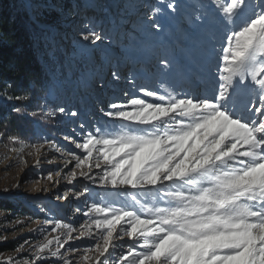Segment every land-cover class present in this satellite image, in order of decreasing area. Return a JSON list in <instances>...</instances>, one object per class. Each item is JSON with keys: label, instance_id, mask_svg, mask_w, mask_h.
Returning <instances> with one entry per match:
<instances>
[{"label": "snow or ice", "instance_id": "1", "mask_svg": "<svg viewBox=\"0 0 264 264\" xmlns=\"http://www.w3.org/2000/svg\"><path fill=\"white\" fill-rule=\"evenodd\" d=\"M212 3L218 15L201 12L192 24L216 53L215 88L195 95L163 84L162 90L141 87V95L109 104L105 115L114 123L85 131L79 141L66 136L82 153H70L68 183L82 178L105 193L83 213L88 219L78 236H72L76 226L57 220L49 234L65 229V239L64 232L45 235L39 245L26 239L16 251L28 245V256L0 264H74L66 253L81 246L93 253L81 257L91 264H264V0ZM160 5L148 17L157 33L179 8L174 0ZM85 27L81 51L106 39ZM157 66L165 74L183 71L168 55ZM112 76L119 79L117 71ZM85 193L91 195L87 185L76 198ZM82 237V245L69 243ZM123 237L131 243H117Z\"/></svg>", "mask_w": 264, "mask_h": 264}, {"label": "rangeland", "instance_id": "2", "mask_svg": "<svg viewBox=\"0 0 264 264\" xmlns=\"http://www.w3.org/2000/svg\"><path fill=\"white\" fill-rule=\"evenodd\" d=\"M21 1L29 8V15L33 22L43 29L44 38L42 39V43L47 55L56 64V69L48 65L51 83L48 84L47 94L45 96L46 100L42 101L46 115L55 121L51 125H49L50 122L48 124H40L37 121L33 122L32 129L36 136L34 142H20L15 147L10 148L0 141V201L6 200L13 205V208H17L16 210H7L3 208V204H0V237H6V239H0V248L4 250L0 252V259L13 257L17 260L29 255L28 245H25L23 250L16 251L21 244H24L26 239L31 245H39L42 242H46L44 241L45 235H47L48 239H53L60 232L65 233V235L61 236V240L65 239L67 233L65 229L49 234V230L57 220L76 226L77 231H74L72 236L73 238L78 236L81 231L79 225L88 219L83 213L93 200L98 199V195H103L106 191L82 178H78L72 184L68 183L69 173L74 169L75 165V161L70 153H82L79 149L75 148L74 144L66 140L65 137L71 136L73 140L79 141L82 136V131L75 130L73 132L71 128L68 131L65 127L68 128L70 125L66 126V124H70L72 121L75 122L78 115H81L85 121H96L97 126L105 123H114L106 115L102 121L98 122V114L103 110L105 113L110 111L111 109L108 106L113 101L121 102L127 100L129 96H136L127 93L131 89L130 85L132 82L129 84L124 83L130 80L125 77L127 74H124L125 78L123 79V83L120 81L121 73L116 70L118 64L115 67V61L111 57L112 55L109 56L110 54L106 50L98 47L95 48V46L97 44H103L118 52L121 51L124 54L125 64L128 67L131 62V57H134V61L137 64L135 68L138 66L143 67V65L150 62L155 63L161 56L168 55L174 59L175 66L184 70L186 66L184 67L183 64H186V61L177 57L178 49H181L183 55L189 58L187 61L188 63L192 62V66L202 65L198 61L201 55L210 58V61L215 60V63H217V58H214L212 55L211 57L207 56L206 53L201 52V50L209 51L210 54L211 45L206 43L205 33L192 24V18L201 12H206L215 18L219 12L212 3V0H174L179 6L178 12L173 14L174 19L166 23V30L157 33L148 27L150 23L148 17L154 15L152 11L154 8L161 6L160 0H79L82 3L80 6L82 10L80 14L78 10L72 13L63 11L59 4L60 0H57L56 3H52L51 0ZM67 3L76 6V0H67ZM92 8L99 9L100 12H97L99 15H94ZM45 10L55 11L57 16L52 19H47L43 15ZM79 19L81 20L77 21ZM71 20H76V23L72 24L73 26L69 25ZM85 25L94 27L98 32L102 31L106 39L98 42L94 46L89 45L87 51H81V44L85 42L82 41L79 34L87 31ZM169 25H172V27H169ZM175 36L179 38H177L179 42L174 39ZM169 38L175 43L177 49L175 48L174 50L173 46L169 44ZM57 39H65V46L63 48L68 49V51L61 50L56 45ZM66 39L71 40V42ZM201 39L205 40V42ZM217 46L219 47V45ZM76 48L80 50L69 52V49ZM200 66H196V68H202ZM210 67L212 69L213 65ZM113 71L119 73V79L112 76ZM212 72H214L213 76H215L216 70ZM154 73H159V71L157 70ZM160 74L165 76V73L162 71ZM100 75H103L104 78H101ZM138 75L137 80L143 76L141 74ZM187 79L188 76L185 75V78H180L176 86L173 85L170 87L187 92L189 90L188 88L179 89L180 84L186 85ZM103 80L112 87V90L117 87V91L122 92L125 98L111 99L110 97H100L102 98L101 107H97L96 104L92 108L93 112L87 111L85 106L86 101H83L85 97L83 93L89 95V98L94 100V97L97 95L89 91L88 88L91 87L92 83ZM205 82L207 81L205 80ZM213 82L215 83V81ZM164 83L166 85L165 87H169V84L165 81ZM201 85L199 84L194 88L195 95H204L205 91H202ZM80 86L83 88L81 89ZM95 86L100 85H94L93 89H90H96ZM140 87L143 86L139 85L137 89ZM156 87L160 88L159 85ZM99 88L101 87L97 89ZM203 90H206V88H203ZM194 92L191 93L194 94ZM141 94L138 93L137 95ZM126 95L128 96L127 98ZM94 102L96 101L94 100ZM60 107L65 108V113L58 111ZM72 111L77 112L78 115L75 117L71 116L69 113ZM51 129H54L56 132L53 134ZM58 133L61 134L60 139H58L59 143L55 139ZM35 146H40L39 153L36 152ZM21 148H23V151H20ZM62 153H64L63 157L66 156L72 163H70L68 172H64L61 177L62 179H58V182H64L67 186L70 185V189H73L72 198L68 202L69 204H76L81 209L83 204V207H85V203H88L83 209L82 215L79 211H77L78 213L71 212L68 215L62 212L54 213L56 209L51 208L52 206L50 204H54V201L64 195L63 187L58 189L57 193L51 199H42V191L46 189V184L50 181L49 176H55L58 170V166L55 167L54 159L62 155ZM38 159L40 161L39 163H37ZM52 163L54 166L51 165ZM76 171L79 173L80 170L77 169ZM85 185L90 189L91 195L85 193V196L77 199L76 193L83 190ZM67 209L68 206L62 211H66ZM86 240L87 237H82L79 240L72 239L69 243L73 246L76 244L82 245V242ZM117 243L126 244L131 243V241L127 237H123ZM80 250L82 253L79 254L80 256L76 261H73L74 264H77V262L79 264H89L91 261H83L81 257L85 254L91 256L93 253L86 251L83 246H81ZM122 250L118 249V251ZM54 259L49 257V261Z\"/></svg>", "mask_w": 264, "mask_h": 264}, {"label": "trees", "instance_id": "3", "mask_svg": "<svg viewBox=\"0 0 264 264\" xmlns=\"http://www.w3.org/2000/svg\"><path fill=\"white\" fill-rule=\"evenodd\" d=\"M57 0H51L56 3ZM63 11L68 13L82 11V3L76 0V6L60 0ZM47 19L57 16L55 11L45 10ZM44 31L37 26L29 15V8L21 0H0V91L9 95L28 97L26 100L9 101L0 95V141L13 148L20 142H34L33 122L51 125L54 119L44 111L47 86L50 84L44 66L56 69V64L47 55L42 39ZM13 107H21L27 111H35L36 117L26 113L18 115ZM47 127V125H46ZM54 134L56 131L51 129ZM52 134V135H53ZM18 138L13 140L12 138ZM3 208L16 210L8 201H0ZM4 251L0 248V252Z\"/></svg>", "mask_w": 264, "mask_h": 264}, {"label": "bare ground", "instance_id": "4", "mask_svg": "<svg viewBox=\"0 0 264 264\" xmlns=\"http://www.w3.org/2000/svg\"><path fill=\"white\" fill-rule=\"evenodd\" d=\"M94 11V15L96 14L99 15V13L97 12H100L99 9H95V8H92ZM93 15V16H94ZM95 18V17H94ZM81 19L77 20V21H80ZM76 23V20H71L69 22V25H72V24H75ZM73 26V25H72ZM184 37V36H183ZM67 41H70L69 39H66ZM203 42H205V40L201 39ZM56 45L58 47H60L61 50H66L68 51V49H64L63 47L65 46V39L61 40V39H57L56 40ZM60 44V45H59ZM170 44L173 46V48H177L175 46V44L173 42L170 41ZM186 45V44H185ZM98 47L102 50H106L111 56L112 58H114V65L116 67V65L118 64V68L116 67V70H118L120 73H121V76H120V81L123 83V79L126 77L128 79H130L129 81H126L124 82L125 84H129L131 83L130 87L131 89L129 91H127L128 94H132V95H137L138 93H140V88L137 89V87H139V85L143 86L144 88H150V89H160L162 90V84L163 86L165 87V83L164 81L169 84V86H176L177 82H179L180 78H185V75L188 76V79L186 80V85H179V89H183V88H188L189 90L187 92H194V88L196 86H198L199 84H202V91H205L204 94H208L211 92V89H214L216 84H217V80L215 79V77L212 75V71L216 69V64L215 63V60L214 61H210L209 59L210 58H206L204 55H201V58L198 60L201 62V66L200 65H196V66H200L202 68H199L197 69L196 66H192V62L188 63L187 59H189L188 57H185L183 55V52H181V49H178V56L179 58L181 59H184L186 61V64H183V66L186 68L179 72V73H176V72H173V73H170V74H165L164 75H161L160 74V68L157 66V61L155 63H148L146 65H143L142 66H138L137 68H135V66H137L136 64V61H134V57H131V62H130V65L129 67L126 66L125 64V58H124V54L120 51H116L112 48H108L106 46H104L103 44H97V46H95V48ZM195 48H197L195 46ZM211 48V47H210ZM218 48V46H217ZM199 50V48H197ZM80 49H69V52H76V51H79ZM167 51V49H166ZM195 51V50H194ZM202 53H206L207 56H210L211 55L214 57V58H217L216 56V53H213L212 50L210 49V54H209V51L206 52L204 50H201ZM105 53V52H104ZM196 59V58H194ZM123 62V66H122V62ZM174 60V59H173ZM178 60V59H177ZM118 61V62H117ZM180 62V61H179ZM215 63V64H214ZM199 64V63H198ZM212 69L210 66H212ZM121 67V68H120ZM128 67V69H127ZM137 69V70H136ZM202 69V70H200ZM44 70L47 74V76L50 78V71L48 69L47 66H44ZM159 71V73H154L156 71ZM124 74H127L125 77H124ZM138 74H141L143 75L141 79L137 80L136 78L139 77ZM172 74H177V75H173ZM154 76V77H153ZM100 77L104 78L103 75H100ZM205 80L208 82H205ZM210 80L211 81H215L214 84L210 83ZM161 82V83H160ZM119 84V83H118ZM94 85H100V86H95L96 89L94 90H91L90 88L93 89ZM160 86V88H157L156 86ZM98 87H101L99 89H97ZM80 88H83L82 86H80ZM88 88L89 91H91L92 93H94L95 96L94 97V100L96 102H94L93 99L89 98V95L83 93V95L85 96L83 98V101H86V108H87V111H90V112H93V107H95V105L97 104V106L101 107V100L102 98L106 97V98H125L123 97L124 94L120 91H117V87H115L113 90H112V87L107 83L105 82L104 80L101 81V82H94L92 87ZM203 88H206V90H203ZM195 94V92H194ZM198 94V93H197ZM100 95V96H99ZM80 97V96H79ZM102 97V98H100ZM128 96L126 95V98ZM256 100V98H254ZM78 100V99H77ZM88 101V103H87ZM256 103H258V100L255 101ZM79 106H81L80 104H78ZM102 114H104V116H102ZM90 116V115H89ZM97 116V115H96ZM79 117V119H78ZM77 117V120H75V122H71L70 124H66V126L70 125L68 128L65 127L66 130L70 131V128H71V131L75 132V130L77 131H82V134L87 131V130H95V128L97 127L96 125V121L94 120H89V121H85L84 118L81 117V115L79 116L78 115ZM105 117V111H101L100 114H98V122L99 121H102V119ZM65 122V121H63ZM69 122V120H68ZM67 122V123H68ZM84 125V128H81V125ZM62 126V125H61ZM92 128V129H91ZM94 128V129H93ZM57 136L60 135L59 137L55 136V139L58 141V139H60L61 137V134L58 133L56 134ZM68 137H71V136H68ZM59 143V141H58ZM70 150V149H69ZM46 156H50V155H46ZM64 155H60L58 157H56L54 159L55 161V167L58 166V170L56 172V175L51 177L50 181L47 182L46 184V189L44 191H42V199H45V198H49L51 199V197L57 193L58 189L60 188H64V195L63 196H60V198H58L56 201H54V206L52 204H50L52 207L51 208H54L56 209V212H62V213H65L66 215H68L69 213L71 212H81V215L83 213V209L87 206L88 203H85V207L84 204L82 205V208L80 209L76 204L74 205H71L69 204V200H71L72 198V194H73V189H70V185L67 186L66 184H64V182H58V179H62V174L65 172L67 173L68 170L70 169V163L67 164L66 166V161H69L68 158L65 156L63 157ZM67 159V160H66ZM53 165V163L51 164ZM54 166V165H53ZM62 170V171H61ZM58 174V176H57ZM66 175V174H65ZM67 197V198H65ZM70 206H69V205ZM68 206V209L66 211H62L64 210L66 207ZM78 213V212H77ZM76 213V214H77ZM75 214V213H73ZM78 243V242H76ZM77 245V244H76ZM82 251L81 250H78L76 252H69V254L66 255V258L68 259H73V261H76L77 258H79V254H81ZM89 264H91V262H89Z\"/></svg>", "mask_w": 264, "mask_h": 264}]
</instances>
